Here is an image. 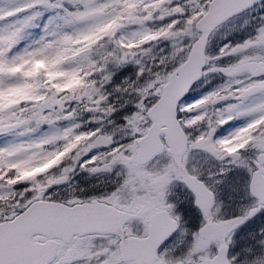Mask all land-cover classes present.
<instances>
[{
    "label": "snow or ice",
    "instance_id": "6c2138e0",
    "mask_svg": "<svg viewBox=\"0 0 264 264\" xmlns=\"http://www.w3.org/2000/svg\"><path fill=\"white\" fill-rule=\"evenodd\" d=\"M0 264H264V0H0Z\"/></svg>",
    "mask_w": 264,
    "mask_h": 264
}]
</instances>
